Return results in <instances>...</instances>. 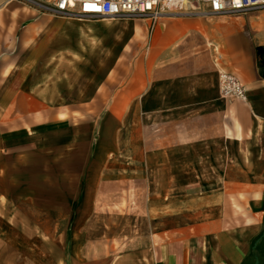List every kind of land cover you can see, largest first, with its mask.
Here are the masks:
<instances>
[{"label":"crops","instance_id":"crops-1","mask_svg":"<svg viewBox=\"0 0 264 264\" xmlns=\"http://www.w3.org/2000/svg\"><path fill=\"white\" fill-rule=\"evenodd\" d=\"M109 20L0 0V264H264V10Z\"/></svg>","mask_w":264,"mask_h":264},{"label":"built area","instance_id":"built-area-1","mask_svg":"<svg viewBox=\"0 0 264 264\" xmlns=\"http://www.w3.org/2000/svg\"><path fill=\"white\" fill-rule=\"evenodd\" d=\"M70 17L144 19L151 31L163 17L242 15L264 10V0H35ZM219 90L227 100L247 102L243 83L234 74L219 73Z\"/></svg>","mask_w":264,"mask_h":264},{"label":"rangeland","instance_id":"rangeland-1","mask_svg":"<svg viewBox=\"0 0 264 264\" xmlns=\"http://www.w3.org/2000/svg\"><path fill=\"white\" fill-rule=\"evenodd\" d=\"M127 20H130V19H127ZM134 20H136L135 22L138 23V24L140 22H143L141 19H134ZM107 22L110 23V24L112 23L111 20H109ZM112 28H114V27H112ZM146 31H147V36H146V38L144 40L141 37L138 38L137 35H136L135 39L130 38V44H129V47H128V49L130 50V55H129V58H128L130 64H132L133 60L138 56V51H140V47L142 45L145 46V45H147L149 43V39H150V36H151V30L147 29ZM44 90H45L44 93H46L47 92V86H45ZM60 115H61V117H65L67 114H60Z\"/></svg>","mask_w":264,"mask_h":264},{"label":"bare ground","instance_id":"bare-ground-1","mask_svg":"<svg viewBox=\"0 0 264 264\" xmlns=\"http://www.w3.org/2000/svg\"><path fill=\"white\" fill-rule=\"evenodd\" d=\"M73 18V17H72ZM76 18V17H75ZM79 19V18H78ZM110 20H116L115 18H110ZM108 27H110V28H112V27H115V26H112V23L110 24V23H108V25H107Z\"/></svg>","mask_w":264,"mask_h":264}]
</instances>
